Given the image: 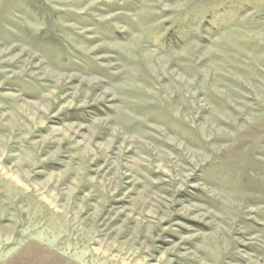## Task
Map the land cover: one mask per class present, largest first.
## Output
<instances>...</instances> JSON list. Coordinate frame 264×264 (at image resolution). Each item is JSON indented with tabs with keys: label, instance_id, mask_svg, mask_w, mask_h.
I'll return each mask as SVG.
<instances>
[{
	"label": "rangeland",
	"instance_id": "1",
	"mask_svg": "<svg viewBox=\"0 0 264 264\" xmlns=\"http://www.w3.org/2000/svg\"><path fill=\"white\" fill-rule=\"evenodd\" d=\"M0 264H264V0H0Z\"/></svg>",
	"mask_w": 264,
	"mask_h": 264
}]
</instances>
